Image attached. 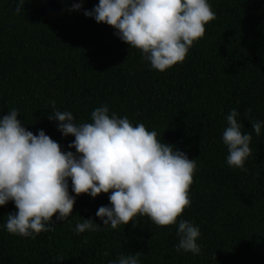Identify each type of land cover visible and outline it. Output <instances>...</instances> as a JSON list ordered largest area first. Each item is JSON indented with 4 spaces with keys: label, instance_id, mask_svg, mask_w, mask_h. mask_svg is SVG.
<instances>
[{
    "label": "trees",
    "instance_id": "obj_1",
    "mask_svg": "<svg viewBox=\"0 0 264 264\" xmlns=\"http://www.w3.org/2000/svg\"><path fill=\"white\" fill-rule=\"evenodd\" d=\"M19 2L0 0V116L15 107L27 130L42 129L73 152L74 137H62L48 119L49 101L79 123L107 105L109 114L155 130L196 161L191 203L177 220L199 227L201 252H177V225L157 226L146 215L78 235L76 223L102 224L96 210L109 204L106 193L80 194L67 220L54 214L52 230L34 239L8 233L6 214L16 209L11 201L0 206V264H108L135 252L141 264H264V127L256 136L250 124L264 121V0H209L216 18L184 60L163 72L111 26L69 11L79 0H24L17 14ZM96 3L83 0V9ZM231 109L252 135L246 172L226 163L221 135Z\"/></svg>",
    "mask_w": 264,
    "mask_h": 264
},
{
    "label": "clouds",
    "instance_id": "obj_2",
    "mask_svg": "<svg viewBox=\"0 0 264 264\" xmlns=\"http://www.w3.org/2000/svg\"><path fill=\"white\" fill-rule=\"evenodd\" d=\"M23 4L20 0L17 14ZM68 10L82 11L85 17L111 26L115 36L139 49L150 67L161 72L182 62L203 37L204 26L216 18L209 0H98L91 9H83L79 0ZM49 104L48 119L56 121L62 137H74L67 145L74 152L62 150L42 129L36 134L27 130L15 107L0 116V206L11 201L16 209L6 214L3 227L8 233L34 239L52 230L55 221L71 216L76 196L106 193L109 204L95 213L102 224L83 218L75 225L76 234L95 232L100 225L111 229L129 221L135 225L134 217L146 215L157 226L177 225V252H201L199 227L177 220L191 203L188 189L197 168L195 159L161 142L157 132L144 124L133 125L126 116L109 114L107 105L93 109L91 123H79L70 111L57 110L54 100ZM239 115L236 109L229 111L221 140L228 152L227 165L246 172L252 135L242 133ZM250 124L260 136L264 121ZM139 256V252L120 254L108 264H141Z\"/></svg>",
    "mask_w": 264,
    "mask_h": 264
}]
</instances>
